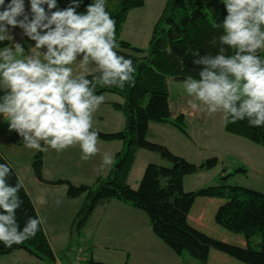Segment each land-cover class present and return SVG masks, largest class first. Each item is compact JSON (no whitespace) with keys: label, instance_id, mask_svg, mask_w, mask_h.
I'll list each match as a JSON object with an SVG mask.
<instances>
[{"label":"clouds","instance_id":"9594fccd","mask_svg":"<svg viewBox=\"0 0 264 264\" xmlns=\"http://www.w3.org/2000/svg\"><path fill=\"white\" fill-rule=\"evenodd\" d=\"M107 0H0V119H6L24 148L61 153L79 146L80 159L99 152L94 114L105 101L97 85L123 89L132 81L133 59L116 48V21ZM225 15L214 55L193 53L196 76L183 81L192 110L222 114L229 123L264 127V0H218ZM83 6V10L81 7ZM32 41L25 54L13 33ZM234 50V51H230ZM74 66L82 71L74 73ZM113 157L104 153L102 167ZM12 168L0 163V243L21 244L36 235L42 218L23 227L17 210L21 181L6 179ZM59 203V201H57Z\"/></svg>","mask_w":264,"mask_h":264},{"label":"trees","instance_id":"16d2710c","mask_svg":"<svg viewBox=\"0 0 264 264\" xmlns=\"http://www.w3.org/2000/svg\"><path fill=\"white\" fill-rule=\"evenodd\" d=\"M65 6L67 0H59ZM90 0H85V3ZM145 0H107L106 10L116 21L117 51L131 57L135 72L132 81L123 89L97 85V94H115L123 98L121 104L112 107L124 116V130L118 133H98L103 142H122L124 147L117 154V161L111 166L106 177H98L92 186H75L65 180L48 181L43 176V152H38L32 161L37 179L50 185H67L68 200L83 198L82 205L72 224V234L80 235L87 227L91 217L99 208H105L116 201L142 211L150 221L156 237L172 252L182 256L188 252L192 258L207 263L210 250L234 257L245 264H264V194L242 186H230L228 180L233 176L220 178L219 186H211L197 192H186L184 181L187 176L200 170L218 166L217 158L210 159L201 167L172 154L166 147L147 141L146 136L151 123L172 124L186 133L182 123L183 115L173 119L169 107L168 79L183 81L187 76H196L193 53L214 55L218 50V37L222 34L219 24L226 14L218 0H167L163 14L158 20L146 55L122 40V32L129 12L144 6ZM83 10V6L81 7ZM10 46L4 41L0 47ZM234 51V50H230ZM264 55V52H260ZM144 55L142 58L141 56ZM8 123L0 124V134L12 144L22 146L14 132L8 131ZM227 133L250 140L264 147V127H249L247 121L229 123ZM139 150L157 153L170 165L149 164L137 189L130 186ZM6 162L12 168V175L6 179L10 184L21 181L15 169L0 154V163ZM240 172L246 173L245 169ZM23 200L16 216L23 227L29 216L39 217L31 196L24 185L18 193ZM198 197L225 200L217 210L215 221L222 228L234 234L244 235L250 241L261 238L260 249L239 247L216 240L194 228L189 223V214ZM24 251L49 264H85L86 258L80 248H65L55 253L44 231L43 224L36 235L21 244L6 247L0 243V258L14 252ZM76 254V256H75ZM90 264H97L91 260Z\"/></svg>","mask_w":264,"mask_h":264},{"label":"rangeland","instance_id":"374dc122","mask_svg":"<svg viewBox=\"0 0 264 264\" xmlns=\"http://www.w3.org/2000/svg\"><path fill=\"white\" fill-rule=\"evenodd\" d=\"M166 2L167 0H145L143 7L132 9L123 27L122 40L144 50L147 55L155 26L163 14ZM13 35L15 41L21 43L25 48V54H28L33 42L26 37H22L19 30H16ZM8 41L10 42L8 47H12L13 41ZM141 57L143 58L144 55ZM80 71L82 70L74 66V73L78 74ZM168 86L170 91L169 107L173 119L183 115L184 122L182 126L186 133L172 124L154 122L149 125L146 136L147 141L166 147L172 154L198 167H201L210 159L217 158L219 161L218 166L213 169L200 170L194 175L187 176L184 181V190L186 192H197L211 186H219L221 183L220 178L223 175L233 174L228 180L230 186H242L264 194V147L248 139L227 133L221 113L210 116L203 111L192 110L188 105L190 98L186 95L181 81L169 78ZM103 95L105 96L104 102L108 101L109 103H103L94 114V130L100 133L123 131L124 116L112 107L114 102L121 101V97L109 93ZM110 103L113 104L110 106ZM4 122L8 121L0 119V124ZM99 145H102L98 146L101 148L99 152L87 161L80 159L78 145L61 153H56L55 150L43 152L44 178L52 182L65 180L75 186L94 185L99 174L106 177L111 169V166H101L104 153H108L103 146L110 145V154L113 157V164H115L117 161L115 159L116 154L121 151L123 144L122 142H115V144ZM119 148H121L120 151ZM38 152L16 146L0 134V154L14 167L29 195L37 204L38 215L42 218L44 228L50 234L55 248L61 250L66 245L68 248L73 247L75 249L81 247L84 250L81 254L82 258L88 260L85 264H90L94 251L91 247H88L89 244L86 240L95 232V225L88 224L80 235L72 234V224L77 212L74 213V208L78 210L83 198L68 200L67 185H50L37 179L32 161ZM149 164L170 165L157 153L139 150L129 180L133 189L139 187ZM94 165L98 166L99 169H95ZM90 168L92 171H90ZM240 169H245L246 173L240 172ZM224 203L225 200L220 199L196 198L189 214L190 225L216 240L243 248L251 247L259 250L261 244L259 236H255L248 241L244 235L229 232L216 223L217 210ZM18 253L20 254L9 257H19L20 255L29 257L24 251ZM97 253L106 255V250H99ZM114 255L111 254V256ZM166 255L164 253L162 256ZM184 257L178 256L182 264H202L192 258L188 252L184 253ZM204 264L245 263L211 249L208 261Z\"/></svg>","mask_w":264,"mask_h":264},{"label":"crops","instance_id":"0c3cea01","mask_svg":"<svg viewBox=\"0 0 264 264\" xmlns=\"http://www.w3.org/2000/svg\"><path fill=\"white\" fill-rule=\"evenodd\" d=\"M123 102L124 100L121 98L120 102H114V103L122 104ZM103 103L108 104L109 102L106 101ZM112 104L113 103H110L109 105L111 106ZM98 142L99 143L97 144V146L100 147L102 145L99 144H115V142L117 141L103 142L98 140ZM109 147L110 145L103 146V148H105L106 151L110 154ZM123 147L124 145H122V149L119 148V151L120 149L122 151ZM100 149L101 148H99V150ZM113 163L114 162H112V164L109 166H112ZM93 167H95V169L96 168L99 169V167L96 165H94ZM90 171H92L91 168ZM100 176H102V174H99V177ZM33 202L35 204L36 209L38 210L37 204L35 203L34 200ZM81 205L82 203H80V205L78 206V210L80 209ZM78 210L74 208V213L76 211L78 212ZM88 224L95 225V232L86 240L87 243L89 244L88 247H91L92 250L94 251L92 255V261L95 263L182 264L181 260L178 258L179 255L172 252L166 245H164L156 237V235L153 232L149 219L140 210L134 209L130 206L114 201L105 208L97 209L93 214V216L91 217ZM44 231L47 235V238L51 244L53 251L58 254L62 253L67 247V245L61 250L56 249L51 240L50 234L46 232L47 230H45V228ZM99 250H106V255L105 254L99 255L97 253ZM18 252H14L11 255L1 257L0 264H49L45 261L36 258L35 256L29 255L26 252L25 253L29 257H26V255H20L19 257H9L15 254H20ZM164 253L167 255L162 256L164 255ZM111 254H115V255L111 256ZM180 257H184V254ZM185 260L186 259L184 257V262Z\"/></svg>","mask_w":264,"mask_h":264}]
</instances>
